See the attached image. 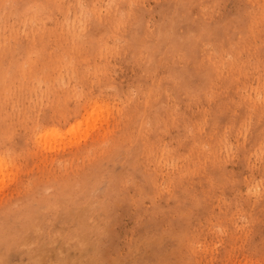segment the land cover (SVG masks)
Segmentation results:
<instances>
[{"label": "rangeland", "instance_id": "rangeland-1", "mask_svg": "<svg viewBox=\"0 0 264 264\" xmlns=\"http://www.w3.org/2000/svg\"><path fill=\"white\" fill-rule=\"evenodd\" d=\"M0 264H264V0H0Z\"/></svg>", "mask_w": 264, "mask_h": 264}, {"label": "bare ground", "instance_id": "bare-ground-1", "mask_svg": "<svg viewBox=\"0 0 264 264\" xmlns=\"http://www.w3.org/2000/svg\"><path fill=\"white\" fill-rule=\"evenodd\" d=\"M213 66H214V65H213ZM216 69H217V68H216ZM205 80H206V79H205ZM178 82H179V81H178ZM185 82H186V81H185ZM198 83H199V82H198ZM180 84H181V83H180ZM204 84H205V83H204ZM204 84H203V85H204ZM130 99H131V98H130ZM137 99H138V98H137ZM130 101H131V100H130ZM139 101H140V100H139ZM135 102H136V100H135ZM143 105H144V104H143ZM145 105H146V104H145ZM145 107H146V106H145ZM143 111H144V110H143ZM135 112H136V111H135ZM141 115H142V113H141ZM142 116H143V115H142ZM198 150H199V149H198ZM198 150H197V151H198ZM47 192H48V191H47ZM33 209H34V208H33ZM35 209H36V208H35ZM31 211H32V210H31ZM35 212H36V211H35ZM29 213H30V212H29ZM29 213H27V214H29ZM27 214H26V215H27ZM34 214H35V213H34ZM32 215H33V214H32ZM28 218H29V217H28ZM33 219H34V218H33ZM29 220H30V219H29ZM25 222H26V224H27L28 220L25 221ZM29 224H30V223H29ZM29 224H28V225H29ZM34 226H35V225H34ZM33 229H34V228H33ZM24 230H25V229H24ZM24 232H25V231H24ZM11 233H13V232H11ZM20 233H21V232H20ZM16 234H17V233H16ZM16 234H15V238H16ZM22 234H24V233H22ZM18 235H19V234H18ZM7 236H8V235H7ZM22 236H23V235H22ZM4 238H6V236H4ZM10 238H12V237H10ZM8 239H9V238H8ZM10 240H11V239H10ZM21 240H22V239H21ZM12 241H13V240H12ZM9 242H10V241H9Z\"/></svg>", "mask_w": 264, "mask_h": 264}]
</instances>
